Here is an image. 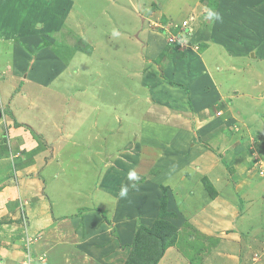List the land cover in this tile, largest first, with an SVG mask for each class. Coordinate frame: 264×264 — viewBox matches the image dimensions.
Here are the masks:
<instances>
[{
    "label": "crops",
    "instance_id": "crops-1",
    "mask_svg": "<svg viewBox=\"0 0 264 264\" xmlns=\"http://www.w3.org/2000/svg\"><path fill=\"white\" fill-rule=\"evenodd\" d=\"M118 1L125 9L138 16L141 25L142 22H154L151 21L152 18H158L160 15L174 18V13L177 14L182 8L188 7L186 0H156V9L153 7L155 0ZM187 1L194 5L199 3V0ZM218 1L217 12L221 17L218 20V26L222 30L227 27H235L239 31L236 39L240 42L243 41V44L247 46L248 41L241 39L243 36L241 31L248 29L252 32L258 31L261 18L262 22L264 21V13L259 4L264 0ZM72 7L66 8L63 25H67L69 30L79 35L82 31L74 24L76 20L73 19ZM244 16H248L249 20ZM247 23H249L248 28L246 27ZM137 28L133 34L137 37L134 36L131 37L133 40H128L138 49L135 56L136 63H131L136 66L130 67L127 77H131V75L138 77L137 75H139L141 83L144 80L141 75L144 74L145 68L154 58L150 57L152 49H148V43L144 45V40L137 39L141 32ZM43 36L45 34L41 32L33 34L32 28L29 31L23 28L15 30V33L10 29H0V47H3L5 51L0 49V57H2L0 61L9 60L12 64V69L8 68L5 71L4 67L0 68V76L4 78L0 85V101L4 105H10V109L17 103V105L22 104V110L27 113L37 111L39 108L38 99L43 98L40 90H36L37 87H42L44 91L49 90L54 82L53 78L57 79L64 73L68 74V70L71 68L81 69L79 64H74L79 53L82 54L78 51L72 55L73 58L69 64L54 62L52 64L50 60L55 61V59L51 51L46 48H35L43 41ZM83 36L87 39L86 35L83 34ZM203 37L204 45L207 46L206 43H209L207 47H204L203 55L208 56V52L212 51L215 45L212 46L211 41H208L205 35ZM251 43L250 47L254 46L257 53L256 55L249 54V61L246 64L247 67L248 65L251 67L238 72L240 82L235 87L236 92H234L233 99L230 100L231 104L227 109L230 115L223 120L225 123L239 122L242 131L239 129L234 136L231 131H229L230 136L225 132L226 139L211 136V141H209L206 138L203 139V134L192 128L190 118L198 112L194 119L206 120L200 117L212 100L210 79L206 74L202 75L201 68L204 67L202 64L195 63L194 67L196 66V68L192 65L193 71L197 73L195 84L186 75L188 72H186L187 67L183 64L184 62L164 65L161 70L167 77L166 80L161 78L158 69L156 70L153 82L156 96L154 100L150 101V106H146L145 109L154 111L155 115L153 114V116H157L156 120H150L146 122V125L161 127L163 135L156 134L154 137H150V141L139 136V161L131 170L136 173L138 179L129 180L128 176H124L122 182L116 183L114 177L118 175V172L125 170L124 165L121 169H115L114 165L119 161L111 162L106 158H104L107 160L106 166L102 167L101 173L99 174L98 167L94 170L96 172L94 174L97 176V181H95L97 194L94 205L97 209L94 211V219L86 224L84 238L86 245L94 247V255H115V249L119 245L129 250L128 247L132 243L137 227L142 225L145 228H150L156 220L162 217L161 199L164 197L165 220L176 228L177 240L166 248L158 264H264V238L260 236L264 232V217L259 213L264 198H262V193L258 196L259 190L264 186V179L255 177V180H251V174L255 170L253 165L256 164L253 163L255 155L243 154L240 147L244 141L256 137L258 132L264 133V52L260 49V42H258L259 48L258 45L255 46L254 38ZM24 46L36 49L35 55H30ZM93 51L95 53L96 49ZM226 55L220 53L217 60L223 59ZM236 58L239 59V57ZM95 59L97 57H94ZM117 68L123 74L121 68L119 66ZM8 71H14V73L16 71L15 75L22 74V80H19L22 85L18 86L17 90H14L17 84L12 86L5 79V75L7 76L5 72ZM74 79L72 76L70 77L71 81ZM168 80L188 87L191 106H189L185 90L171 86ZM4 90L7 92L5 95ZM198 90L200 91L198 92ZM65 92L67 90L64 88L57 94L63 98L66 96ZM219 94L222 96L220 92ZM226 95L225 92L226 99L231 97V95H227L228 97ZM62 102L61 104H63ZM52 110L46 108L44 118L47 117V120L50 121L42 125L47 127L51 122L50 125H55L54 128L60 130L61 126L66 123L64 121L67 118V113L65 112L62 123L58 125L53 120L56 119L54 115L59 110L50 113ZM116 110V108H109V112L112 113L121 111ZM122 110L125 111L124 118L120 121L117 120L119 124L120 122L125 124L131 113L130 107L126 104L122 106ZM11 115L17 119L18 123L34 129L28 117L19 120L14 109ZM141 118L132 120L134 127L144 121ZM12 123L13 120L10 117L0 125V137L6 130L8 134L22 130L21 135H26V132L23 131V128L26 127H13ZM183 129L191 133L189 140L185 139L187 135L181 133ZM192 133L197 134V143L194 141L196 135L194 136ZM245 134L249 138L245 137ZM66 137L67 135L60 140L67 139ZM199 140L204 141L205 144H200ZM73 142L71 141L72 144ZM148 142L150 145H146ZM110 148L107 150L109 151ZM114 150L115 148L111 150L112 153ZM58 155L63 158L59 151ZM221 156H224V161L221 160ZM13 159L14 155L12 154L10 156L0 155V264H21L27 250H29L30 256L35 255L39 258L45 253L46 246L49 247V238L51 237L49 228L52 222L59 217H65L68 213L65 210L64 212H60L61 210L51 212V205L45 196L39 194L37 187L26 188L28 184L25 185L23 182L30 180L29 170L31 167L32 170L35 167L31 164L21 169L23 171H19L20 169L13 167ZM122 162L125 165L128 164L124 160ZM49 163L51 167L45 170H51L54 165L60 168V164H55L52 157ZM224 163L231 170L236 171L239 177L237 183L230 180ZM11 170L16 171L14 173ZM127 170L129 169L127 168ZM19 172L22 174L21 183L12 184L13 177L19 179ZM261 176H264V170ZM203 177L207 178L214 190L213 198L210 197L202 184ZM50 180H52L51 177ZM125 186L128 188L127 195L121 198L120 191ZM238 194L243 202V212L240 211L241 203ZM255 196L257 197L255 198ZM107 201H111V209L105 207L104 204ZM104 218L109 221L110 225L105 222ZM70 221L75 227L79 220L73 217ZM111 228H114L113 234ZM114 234L116 243L112 242ZM184 236L188 238L181 245L179 240ZM211 244L215 246L212 247ZM61 250L63 251L64 248ZM54 262L55 260L50 257L42 262L30 261L29 264H55ZM56 264H59V261Z\"/></svg>",
    "mask_w": 264,
    "mask_h": 264
},
{
    "label": "rangeland",
    "instance_id": "rangeland-1",
    "mask_svg": "<svg viewBox=\"0 0 264 264\" xmlns=\"http://www.w3.org/2000/svg\"><path fill=\"white\" fill-rule=\"evenodd\" d=\"M119 2L118 0H0V27L13 30V33L15 30H22V28L28 29V31L32 28L33 34L37 32L45 34L42 38L43 41L35 48H46L51 51L55 59V61L50 60L52 64L53 62L69 64L73 58L72 55L76 51L80 52L76 46L79 41L73 34L83 38L93 52L90 55L79 53L74 64H79L81 69L71 68L68 70V74L64 73L57 79L53 78L54 82L49 90L44 91L42 87L36 88L43 94V98L38 99L39 108L36 109L37 111L27 113L22 110V104L17 105V103L10 109V105H4L0 101L2 113L0 125L10 118L9 115L14 109L19 120L28 117L30 124L35 129L30 127L32 133L27 128H23V131L26 132L25 136L21 135L22 130L9 134L7 130L4 131L0 137V155H14L12 164L15 169H20L19 171H23L21 169L33 164L35 168L32 170L31 167L29 170L32 178L30 176L28 182H23L25 185L28 184L26 188L37 187L39 194L45 196L51 205V212L68 211L65 217H59L52 222L49 228L51 231L50 244L49 247L46 246L45 253L38 258L35 255L30 256L29 250H27L26 255L23 254L25 257L21 264H29L30 261L42 262L50 257L55 260V264L58 261L59 264H63V262L65 264V261L66 264H154L159 249L157 246L152 248L151 244L141 246L136 256L133 255L130 247L127 250L120 245L115 249V255H94V247L86 245L84 238L86 224L94 219V211L97 209L94 205L97 194L95 184L97 176L94 174L96 167L100 174L102 167L106 166V159L111 162L119 161L114 165V168L121 169L124 165L125 170L118 172L114 178L116 183L122 182L124 176H128L139 161V136L150 141V137L152 138L156 134L163 135L161 127L146 125V122L156 120L157 116H153V114L155 115L154 111L145 109L146 106H150V101L154 100L156 96L153 82L157 69L160 77L166 80L167 77L163 75L161 68L167 63L173 65L179 61L184 62L183 64L187 67L186 72H188L186 75L195 84L197 73L193 71V67L195 63L202 64V67L204 66L201 68L202 75L206 74L210 79L212 100L204 114L199 116L206 120H195L194 117L198 112L190 118L192 128L203 134V139L206 138L209 141H211V136L226 139L225 132L230 136L229 131H231L234 136L239 129L242 131L239 122L225 123L223 120L230 115L227 109L231 104L230 100L233 99L234 92H236L235 87L240 82L238 72L250 68L251 66L247 67L246 64L249 61V54L256 55L257 53L254 46V48L250 47L252 38L255 40V46L260 42V49L264 52V21L262 22V18L257 32H252L249 29L241 31L243 35L241 39L248 41L245 46L243 41L240 42L236 39L239 31L235 27H227L222 30L218 26V20L205 19L209 9L217 12L218 0H199V3L195 5L186 0L188 7L182 8L177 14L174 13V18L160 15L158 18H152L151 21L154 22H142V25L138 16L125 9ZM154 3L153 7L156 9L157 1L155 0ZM70 6H73L71 11L74 13L73 19L76 20L74 24L82 31L79 35L69 30L67 25H63L65 10ZM259 7L264 13V1H261ZM158 9L160 10V8ZM245 18L249 20L248 16ZM246 27H249V23ZM136 28L141 31L137 39L144 40V45L148 43V49H152L150 57L154 58L150 61V65H147L149 69L145 68L144 74L141 75L144 79L141 83L139 75H137L138 77L136 75L127 77L130 67L136 66L131 63H136L135 56L138 49L128 41L133 40L131 37H137V35L133 36ZM83 34L87 36V39ZM204 35L208 41H211L212 46L215 45V48L208 52V56L203 55L204 47L209 44L204 45L202 39ZM24 47L26 50L28 49L30 55H35L36 49ZM0 49L4 51L3 47ZM94 49H96L95 53ZM220 53L227 55L218 61L217 57H220ZM94 57L97 59L94 60ZM1 61L0 68L4 67L5 71L11 68L12 64L9 60ZM118 66L123 74L119 72ZM15 73L14 71L5 72L7 74L5 79L12 86L17 84L14 89L17 90V87L22 85L19 81L22 80V74L15 75ZM71 76L75 78L74 81L70 80ZM0 77H2L0 78L1 85L4 78ZM168 83L187 91L189 99L188 87L171 80H168ZM64 88L67 90L66 96L61 98L57 92H62ZM225 92L228 96L231 95L229 99L224 97ZM6 93L4 90V95ZM227 95L226 97H228ZM124 104L131 109L128 116L130 120L128 119L125 124H121V122L119 124L118 121L124 118L125 111L122 110ZM30 105L32 104L30 103ZM46 108L53 109L50 113L59 110L54 115L56 119L53 120L58 125L62 123L65 112L67 113V118L64 121L66 123L61 126L60 130H56L55 125H50L51 122L47 127L42 125L50 121L47 120V117L44 118ZM109 108L121 111L112 113L109 112ZM139 117H142L141 120L144 121L134 127L132 120L139 119ZM115 119L118 121L116 122ZM11 126L14 127V124L12 123ZM261 132H258L256 137L244 141L240 146L243 154L255 155L253 163L256 164L253 165L255 170L251 174V180H255V177L264 179V176H261L264 170V133ZM181 133L187 135L186 140L191 138V133L186 130L183 129ZM65 135H67V139L60 140ZM192 135H196L194 141L197 143V134L192 133ZM244 136L249 138L246 134ZM12 138L14 139L11 140ZM45 138L52 142L46 141ZM201 140L199 143L205 144ZM71 141H74L73 144ZM146 145H150L149 142ZM110 147L115 148L113 153L111 151L113 148ZM109 148L110 152L107 150ZM58 151L63 155V158L58 155ZM51 157L55 164H60V168L54 165L51 170H45L51 167L49 163ZM121 160L128 164L125 165ZM221 160H225L224 156H221ZM114 172L116 173L117 170ZM14 173L13 176H15ZM19 176L18 180L15 177L11 179L12 184L21 183L22 174ZM229 176L233 183L238 182L239 177L235 170H231ZM259 191L258 196L262 193V198H264V186ZM238 197L241 203L240 211L243 212L244 206L240 194ZM104 205L107 209H111V201H107ZM259 213L264 217V200ZM73 217L79 220L75 227L70 223V219ZM260 236L264 238V232ZM112 237L114 239L112 242L116 243V235L114 234ZM187 238L184 236L179 240V243L183 245ZM192 244L194 245V243ZM62 248H64L63 251Z\"/></svg>",
    "mask_w": 264,
    "mask_h": 264
},
{
    "label": "trees",
    "instance_id": "trees-1",
    "mask_svg": "<svg viewBox=\"0 0 264 264\" xmlns=\"http://www.w3.org/2000/svg\"><path fill=\"white\" fill-rule=\"evenodd\" d=\"M73 35L79 41L77 42L76 46L79 48L80 52H82L83 54L90 55L92 52V48L90 47V45L87 42H84V40L79 36H76L75 34ZM185 92L187 94V91ZM189 102H190V97L188 99V103ZM189 106H191V102L189 103ZM9 116L13 120L14 127H26V125L18 123L16 119L13 117V115H9ZM26 128L33 133V131L30 128L28 127ZM224 165L226 167L228 174H230L231 168L226 163H224ZM202 184L205 187L208 194L210 195V197L213 198L215 196V193L207 178L205 177L202 178ZM163 208H164V197H162L161 199V209L163 213L162 217L156 220L153 226L150 228H145L142 225L138 226L135 231L132 243L129 246L131 252L135 256L137 255V252L141 246H146L151 244L150 245L151 248L153 246L159 247L158 252L156 253V257L154 259V264L158 263L159 259L162 257L166 248L170 245H173V243H175V240H177L176 228L167 220H165V213L163 211ZM104 220L107 224L110 225L108 220H106L105 218ZM113 232H114V228H111V233L113 234Z\"/></svg>",
    "mask_w": 264,
    "mask_h": 264
},
{
    "label": "clouds",
    "instance_id": "clouds-1",
    "mask_svg": "<svg viewBox=\"0 0 264 264\" xmlns=\"http://www.w3.org/2000/svg\"><path fill=\"white\" fill-rule=\"evenodd\" d=\"M205 19L220 20L221 17H220V14L218 12H215L214 10L209 9L207 11V16L205 17ZM128 179L129 180H136V179H138V177L136 176V173L134 171H130L129 175H128ZM127 191H128V188L126 186L121 188V191H120L121 198H123L127 195Z\"/></svg>",
    "mask_w": 264,
    "mask_h": 264
},
{
    "label": "water",
    "instance_id": "water-1",
    "mask_svg": "<svg viewBox=\"0 0 264 264\" xmlns=\"http://www.w3.org/2000/svg\"><path fill=\"white\" fill-rule=\"evenodd\" d=\"M2 118V113H1V111H0V119Z\"/></svg>",
    "mask_w": 264,
    "mask_h": 264
}]
</instances>
